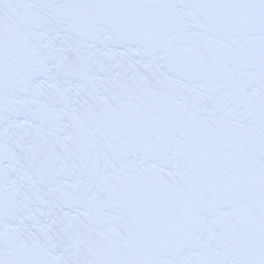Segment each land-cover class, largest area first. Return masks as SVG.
<instances>
[{
    "label": "snow or ice",
    "instance_id": "obj_1",
    "mask_svg": "<svg viewBox=\"0 0 264 264\" xmlns=\"http://www.w3.org/2000/svg\"><path fill=\"white\" fill-rule=\"evenodd\" d=\"M0 264H264V0H0Z\"/></svg>",
    "mask_w": 264,
    "mask_h": 264
}]
</instances>
